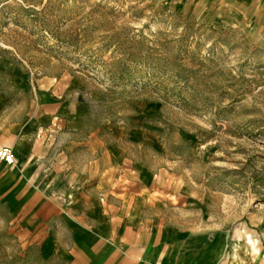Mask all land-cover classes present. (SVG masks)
<instances>
[{
    "label": "rangeland",
    "instance_id": "374dc122",
    "mask_svg": "<svg viewBox=\"0 0 264 264\" xmlns=\"http://www.w3.org/2000/svg\"><path fill=\"white\" fill-rule=\"evenodd\" d=\"M66 78L90 97L91 127L144 123L145 153L201 190L200 219L264 220V21L245 5L0 0V131L29 112L32 84ZM20 214L0 196V264H70Z\"/></svg>",
    "mask_w": 264,
    "mask_h": 264
},
{
    "label": "crops",
    "instance_id": "0c3cea01",
    "mask_svg": "<svg viewBox=\"0 0 264 264\" xmlns=\"http://www.w3.org/2000/svg\"><path fill=\"white\" fill-rule=\"evenodd\" d=\"M230 1L264 21V0ZM69 79L32 84L29 112L0 131L14 153L0 161V196L39 227L30 241L43 254L70 264H264V220L200 219L201 190L145 153L144 123L91 127V99ZM48 130L55 142L44 141Z\"/></svg>",
    "mask_w": 264,
    "mask_h": 264
},
{
    "label": "built area",
    "instance_id": "2783aa9c",
    "mask_svg": "<svg viewBox=\"0 0 264 264\" xmlns=\"http://www.w3.org/2000/svg\"><path fill=\"white\" fill-rule=\"evenodd\" d=\"M0 161L10 165L14 162V153L12 146L8 144L0 145Z\"/></svg>",
    "mask_w": 264,
    "mask_h": 264
}]
</instances>
